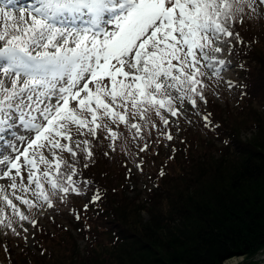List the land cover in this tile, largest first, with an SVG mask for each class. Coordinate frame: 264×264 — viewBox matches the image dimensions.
Returning a JSON list of instances; mask_svg holds the SVG:
<instances>
[{
  "label": "snow or ice",
  "instance_id": "1",
  "mask_svg": "<svg viewBox=\"0 0 264 264\" xmlns=\"http://www.w3.org/2000/svg\"><path fill=\"white\" fill-rule=\"evenodd\" d=\"M258 12L264 0H0V226L19 237L9 209L36 229L58 204L82 219L103 199L85 176L101 132L113 151L120 126L143 140V173L157 137L173 141L181 117L191 123L188 110L207 104L206 74L220 75L241 40L237 22ZM89 192L81 209L70 205ZM21 228L25 242L35 235Z\"/></svg>",
  "mask_w": 264,
  "mask_h": 264
},
{
  "label": "trees",
  "instance_id": "2",
  "mask_svg": "<svg viewBox=\"0 0 264 264\" xmlns=\"http://www.w3.org/2000/svg\"><path fill=\"white\" fill-rule=\"evenodd\" d=\"M236 31L241 40H233L235 51L227 59L236 65L232 81L242 93L241 105L231 107L226 99L220 104L204 83L207 104L200 102L201 112L191 123L181 117V130L171 129L173 141L151 130L161 144L145 155L143 173L135 167L143 140L120 126L113 151L101 132L94 140L97 162L85 176L102 189L103 199L80 220L69 206L58 204L46 224L30 225L32 248L6 229L0 264H222L233 256L252 259L262 250L264 20L246 15ZM248 131L253 137L242 139ZM138 174L144 178L142 190L128 186ZM90 197L91 192L83 200L74 196L70 205L81 209ZM60 215L71 226L58 220Z\"/></svg>",
  "mask_w": 264,
  "mask_h": 264
},
{
  "label": "rangeland",
  "instance_id": "3",
  "mask_svg": "<svg viewBox=\"0 0 264 264\" xmlns=\"http://www.w3.org/2000/svg\"><path fill=\"white\" fill-rule=\"evenodd\" d=\"M255 18L258 19H262L264 20V12H258L255 14H252ZM225 51H227L228 45H224ZM230 56V55H229ZM228 56H226L225 58H227ZM225 67L227 69H225ZM224 68H221L220 70V75L218 76H211L209 74H206V79L204 81V83L206 85H208L210 88H212L214 95H215V100H217L220 104H222V102L226 99L229 103V105L231 107H235L236 105H241L243 103V98H242V93L239 91V89L236 87V85L234 84V82L232 81V77L235 76V63H233L232 61H230V63L225 66ZM231 84V86H229ZM223 107V106H222ZM187 115L193 119L196 116V112L195 110L189 109L187 112ZM155 118V122H157L158 126H161V124H159V118L158 117H154ZM184 118V117H183ZM174 119V118H173ZM184 120L186 122H188L185 118ZM254 130L251 129L249 131ZM248 132H243L241 134L242 139L245 137L250 136ZM72 134L74 137H77V133L75 128H73L72 130ZM105 136L107 138L108 134L105 132ZM253 136H250V138H252ZM78 138V137H77ZM217 145L220 144L219 141H215ZM144 182V178L140 176V174L136 175V179L134 181H132L130 184H128V186H130L131 184L135 183V187L137 190H141L142 189V184ZM81 200L85 199V197H79ZM22 210L29 215H33V216H37V213L35 211H29L27 206H24L22 208ZM57 214H59L58 212H56ZM7 218L11 219L13 222V225L17 228V231L21 232V236H22V240L23 242L30 248H32V243H33V235H29V239L27 242H25L24 240V233L23 230L21 228V223L24 224L25 227H27L29 229V233L31 234L33 232L32 228L30 227V225L27 224V222H19L17 217H14L11 209H9L6 213ZM55 216V213L51 210H45V215L43 216H37V219L40 223H47V219H50L49 217H53ZM68 216V215H67ZM140 216H141V221L142 222H146L148 221V214L147 212L142 209V211H140ZM58 220H60L61 222H64L66 225L71 226L69 220L63 216L60 215L58 216ZM68 218H70L68 216ZM0 230L2 232H5L6 229H3L2 226H0ZM75 232V229H74ZM77 242L81 245V241L77 240ZM250 260L254 261L251 262ZM261 261V262H260ZM251 262V263H250ZM264 262V248L262 250H260L252 259H248L246 258L244 255H240V256H233L231 258L226 259L222 264H262Z\"/></svg>",
  "mask_w": 264,
  "mask_h": 264
},
{
  "label": "bare ground",
  "instance_id": "4",
  "mask_svg": "<svg viewBox=\"0 0 264 264\" xmlns=\"http://www.w3.org/2000/svg\"><path fill=\"white\" fill-rule=\"evenodd\" d=\"M261 262V261H260ZM260 264V263H259ZM262 264H264V262L262 263Z\"/></svg>",
  "mask_w": 264,
  "mask_h": 264
}]
</instances>
